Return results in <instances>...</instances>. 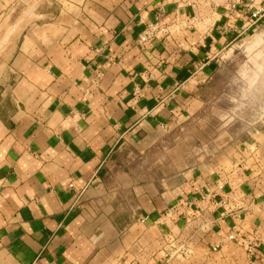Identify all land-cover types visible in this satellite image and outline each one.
I'll list each match as a JSON object with an SVG mask.
<instances>
[{"label": "crops", "instance_id": "0c3cea01", "mask_svg": "<svg viewBox=\"0 0 264 264\" xmlns=\"http://www.w3.org/2000/svg\"><path fill=\"white\" fill-rule=\"evenodd\" d=\"M263 5L61 0L40 22L37 0H0V264H264V121L143 171ZM153 21L167 32L139 44Z\"/></svg>", "mask_w": 264, "mask_h": 264}, {"label": "rangeland", "instance_id": "374dc122", "mask_svg": "<svg viewBox=\"0 0 264 264\" xmlns=\"http://www.w3.org/2000/svg\"><path fill=\"white\" fill-rule=\"evenodd\" d=\"M60 3L37 0L39 21L48 20L46 13L56 14ZM198 96L202 105L193 120L149 155L143 171L151 177L164 178L168 172L179 170L173 156L177 147L182 151V166H188L200 155H217L226 147H236L260 128L264 121V23L230 45L229 54Z\"/></svg>", "mask_w": 264, "mask_h": 264}, {"label": "built area", "instance_id": "2783aa9c", "mask_svg": "<svg viewBox=\"0 0 264 264\" xmlns=\"http://www.w3.org/2000/svg\"><path fill=\"white\" fill-rule=\"evenodd\" d=\"M264 15V5L253 11L252 18L259 19ZM247 25L244 24L243 27H246ZM166 27L164 25H161L158 21L149 22L146 27L142 30L140 35L138 36V43L144 44L148 41H150L152 38L156 37L160 33H166ZM229 240H234L233 235L228 236ZM247 244V251L251 252L252 248L254 246L253 241L251 240H245Z\"/></svg>", "mask_w": 264, "mask_h": 264}, {"label": "water", "instance_id": "95a60500", "mask_svg": "<svg viewBox=\"0 0 264 264\" xmlns=\"http://www.w3.org/2000/svg\"><path fill=\"white\" fill-rule=\"evenodd\" d=\"M29 14H30V13L27 12V13L22 17V19H24V17H26V16L29 15ZM20 25H21V24L16 25L13 29H11V31L18 29V28L20 27Z\"/></svg>", "mask_w": 264, "mask_h": 264}]
</instances>
